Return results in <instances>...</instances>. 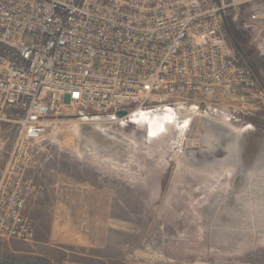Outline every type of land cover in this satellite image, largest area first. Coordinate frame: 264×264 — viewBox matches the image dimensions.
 Wrapping results in <instances>:
<instances>
[{"label": "rangeland", "instance_id": "rangeland-1", "mask_svg": "<svg viewBox=\"0 0 264 264\" xmlns=\"http://www.w3.org/2000/svg\"><path fill=\"white\" fill-rule=\"evenodd\" d=\"M236 2L226 12L228 45L251 67L255 88L173 99L150 111L130 105L98 122L120 139L113 158L79 153L72 130L87 121L77 108L61 107L30 153L33 194L24 211L32 237L0 236V264H264V226L255 229L243 202L264 203V167L255 191L244 177L250 166L215 164L226 157L225 141L204 152L189 132L203 116L243 131V142L249 134L264 138V0ZM161 113L178 116L173 129L142 142L137 131ZM14 139L13 130L4 159Z\"/></svg>", "mask_w": 264, "mask_h": 264}, {"label": "built area", "instance_id": "built-area-1", "mask_svg": "<svg viewBox=\"0 0 264 264\" xmlns=\"http://www.w3.org/2000/svg\"><path fill=\"white\" fill-rule=\"evenodd\" d=\"M243 3V0H239ZM235 0H0V236L32 237L30 153L61 107L115 119L254 89L229 49ZM13 115L15 118H13Z\"/></svg>", "mask_w": 264, "mask_h": 264}, {"label": "bare ground", "instance_id": "bare-ground-1", "mask_svg": "<svg viewBox=\"0 0 264 264\" xmlns=\"http://www.w3.org/2000/svg\"><path fill=\"white\" fill-rule=\"evenodd\" d=\"M132 116H134V115L131 114L129 117H132ZM175 117L177 118L178 116H176L175 114H171V113L155 114V115H153V117L151 119L146 121L145 124L141 125V128L137 131L136 135L137 136L139 135L142 142H146L149 138H154V137L158 136L159 134L167 131L168 128L173 129L170 126V124H172L173 121L176 120ZM193 117H195V116L193 115ZM80 119L81 120L83 119L87 122L83 121L84 123L76 124L74 126V129L72 130L74 133V136H75V147H76L77 151L79 153H82V152L93 153V154H95L101 158H109V157L113 158L116 155V153H118L116 151V149L119 146V143H120L119 140L120 139L118 140V136L115 133L110 131V129L107 126L108 123L107 124L98 123V122H102V121H99L96 119H94V120L85 119V118H80ZM181 120H186V118H184V119L182 118ZM189 132H193L194 135H196V137L199 139V142L201 144V150L204 152L205 151H212L213 149H215V146L218 144L219 140L225 141L226 142V145H225L226 157L223 160H219V161H216V163L215 162L214 163L217 165L227 164V165H234L235 167L240 166L242 169H244V171H246L247 168L250 166V170L248 168V171L244 174L245 179L251 180V183H250V185L252 187L251 189H253V190L255 189V191L258 190V187H262L259 184V182H261V180L259 179V177H260L259 175L262 174L261 172L259 173V169L261 168V170H262L261 166L264 167V138L263 137H258L256 134H249L248 136L245 137L246 141L243 142V139H244L243 138L244 136H242V135H244L243 131H241V132L236 131L225 123L219 124V123L212 122L211 120H209L203 116H197V118L195 119L194 125L190 128ZM240 143H242V146H240L241 145ZM206 165L210 166L212 164L210 163V164H206ZM242 177H243V175H242ZM236 183H237V181H236ZM244 184H246V183H244ZM249 191H250V187H249ZM250 192H251L250 194H252V190ZM258 194H260V193H258ZM258 197H259V195H258ZM261 197H264V196H261ZM255 199L256 198H254V200H253V198H252V200H251V198H250L249 200L247 199V200H244L243 202H245V206H246L245 208H247L248 211L251 209V211L253 212L252 213V218H253L252 224L256 229V228H259L261 226H264L263 225L264 224V214H263L264 212L263 213L261 212V208L264 207L263 206L264 203L262 202L263 204H260L261 201L258 203V202H256ZM238 216H239V214H238ZM239 221H238V223H239ZM242 222H243V220H242ZM240 226L242 227V225H240ZM232 227H234V226H232ZM224 234L226 235V232ZM228 234H231V233H228ZM249 234H251V233H249ZM255 235H254V238L258 237V234L256 236ZM237 237H238V235H237ZM244 237H245V235H244ZM238 239H240V238H238ZM222 241H223V239H222ZM236 242H238V240ZM223 243H225V242H223ZM228 243H230V242H228Z\"/></svg>", "mask_w": 264, "mask_h": 264}, {"label": "crops", "instance_id": "crops-1", "mask_svg": "<svg viewBox=\"0 0 264 264\" xmlns=\"http://www.w3.org/2000/svg\"><path fill=\"white\" fill-rule=\"evenodd\" d=\"M30 178H31V176H30ZM32 179V178H31ZM33 194V179H32V189H31V191L29 192V194L27 195V197L29 196V195H32ZM26 201H27V199H26ZM27 214V213H26ZM28 216V215H27ZM29 217V216H28ZM29 219H31V218H29ZM31 221V220H30ZM31 223H32V221H31Z\"/></svg>", "mask_w": 264, "mask_h": 264}, {"label": "trees", "instance_id": "trees-1", "mask_svg": "<svg viewBox=\"0 0 264 264\" xmlns=\"http://www.w3.org/2000/svg\"><path fill=\"white\" fill-rule=\"evenodd\" d=\"M235 42H236V40H235ZM237 43V42H236ZM237 46H238V44H236Z\"/></svg>", "mask_w": 264, "mask_h": 264}]
</instances>
